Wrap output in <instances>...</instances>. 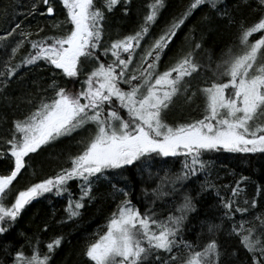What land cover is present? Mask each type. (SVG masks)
<instances>
[{
  "label": "snow or ice",
  "instance_id": "1",
  "mask_svg": "<svg viewBox=\"0 0 264 264\" xmlns=\"http://www.w3.org/2000/svg\"><path fill=\"white\" fill-rule=\"evenodd\" d=\"M38 2L44 5L39 10L41 15L54 14L52 0ZM61 2L66 17L54 21L52 27L58 29L65 25L63 33L35 39H30L31 32L20 33L21 38L11 47V55L0 70V89L6 87L8 79L22 66L37 62L54 66V72L58 70L66 78L84 76L80 80L81 87L75 91L52 81L49 84L52 96L41 97L30 112L12 122L10 138L5 141V147L0 148V158L8 157L14 162L6 174H0V236L10 230L26 205L44 194L67 193V217H79L85 202L96 198L93 195L95 182L104 179L123 199L107 218L103 226L106 230L97 233V238L86 245L84 255L90 264H222L221 246L216 239L222 225L216 218L204 221L201 235L206 233L209 239L202 246L184 240L182 235L190 214L198 210L197 197L214 186L203 181L189 191L184 183L198 179V174L207 169L209 161L204 157L209 153H264V35L250 40L253 34L264 31V0H255V9L260 12L256 22L239 25L237 50L229 47L222 53L223 58L213 69V78H205L196 89L189 81L210 68L195 58L196 50L202 48L199 40L193 37L194 45L165 70L160 71L159 62L193 10L204 4L216 10L220 0H190L158 37L143 46L135 60L134 55L158 18L164 0H152L139 27L111 40L108 46L102 45L105 9L111 12L120 0H101L100 7L96 6L95 0ZM37 11V5L33 4L30 11L20 15H32ZM123 11L127 13L128 8ZM219 14L227 15L226 12ZM19 26L13 21L10 29L0 34V46H7L8 38L16 34ZM41 31L42 28L37 29V33ZM25 43L30 45L29 53L13 66L11 61ZM98 51L105 57L110 54L112 58L105 63L97 55ZM93 62L95 66L87 70ZM198 96L199 118L173 122L166 119L178 100L191 105ZM85 128L90 131L77 142L79 150L76 154L68 156L66 163L69 166L60 167L54 174L30 183L18 190L10 204L4 203L14 180L26 167L29 154ZM177 156L183 157L178 172L169 174L165 169V176L156 182V187L143 190L147 204L143 211L133 204L126 178L112 183L116 176L154 157ZM148 171L151 175V170ZM249 179L241 175L231 187L232 196L227 199L216 192L225 218L231 216L234 219L236 212L243 216L249 207L256 208V198L244 200L249 207H240L239 200H233L246 191ZM72 180L78 181V196L72 195L68 188ZM165 185L170 191L164 190ZM177 185L180 195L173 208L166 216L157 213V200L175 194ZM260 191L257 185V194ZM149 192L153 197L151 200L147 199ZM43 227L46 230L48 224ZM230 227L250 254L248 264H264V213L251 220L241 219ZM62 239V236H56L48 241L44 253L39 251L38 237L34 243L29 239L30 254L24 252L23 245L10 252L13 245L9 242L3 248L8 258L0 259V264H50L51 253ZM181 248L186 255H181ZM161 252L168 254L166 259Z\"/></svg>",
  "mask_w": 264,
  "mask_h": 264
},
{
  "label": "trees",
  "instance_id": "2",
  "mask_svg": "<svg viewBox=\"0 0 264 264\" xmlns=\"http://www.w3.org/2000/svg\"><path fill=\"white\" fill-rule=\"evenodd\" d=\"M151 2L152 0H127L125 3V0H120V3L111 12L105 9L102 45L108 46L111 40L135 31L147 14L148 5ZM189 2L190 0H164V6L160 9L158 18L151 26L148 36L141 41V48L134 55V60L138 58L139 52L143 51V46L158 37L172 18L178 16ZM52 3L55 8L54 14L41 15L39 10H42L44 5L38 0H0V34L10 29L13 21L20 25L16 34L8 38L7 46H0V70H3L4 62L11 55V47L21 38L20 33L31 32L30 39L63 33L65 25L54 29L52 23L56 20H63L66 17V10L61 0H52ZM95 3L98 7L102 6L101 0H95ZM33 4L37 5L36 13L20 15V13L30 11ZM125 7L128 8L127 13L123 11ZM220 12H226L227 15L222 16L219 14ZM259 16L260 12L255 9V0H220L216 10L209 8L207 4L199 6L193 10L165 49L159 62L160 71L173 64L178 56L187 52L194 45L195 40H199L202 43V48L196 50L195 58L201 64L210 65V68L202 70L191 78L189 83L193 89H196L205 82V78H213V69L216 68L217 61L223 58L222 53L226 52L229 47H232L233 51L237 50L239 47V25L241 23L251 25L256 22ZM39 28H42L43 31L37 33ZM260 35H264V31L253 34L250 40L259 38ZM29 49L30 45L25 43L11 61L12 65L14 66L22 60L29 53ZM97 55L105 63L112 58L110 54L105 57L100 51L97 52ZM92 66H95L94 62L89 65L88 69H91ZM82 79H84L83 75L78 79L66 78L58 70L54 72V66H47L43 62L22 66L18 69L13 77L8 79L6 87L0 89V148H4L5 141L10 138L12 122L30 112L41 97L52 96V90L49 88L52 81L55 80L60 86H66L69 90L75 91L81 87L80 80ZM29 100L31 103L28 102ZM198 103H200L199 96L191 105L178 100L173 106L174 109L171 108L168 111L166 119L173 122L199 118L201 113L196 107ZM186 107L191 110L189 114L185 112ZM82 137L84 135L77 131L73 137L60 138L52 145L43 146L32 153L29 161L34 180L52 175L60 167L69 166L66 160L70 154H76L79 150L77 142ZM204 159L209 161L207 169L198 174V179L191 180V183L185 182L184 187L191 191L203 181H207L214 187L197 197L198 210L195 214H190L189 222L182 234L183 239L202 246L209 239L206 233L201 235L202 225L206 219L216 218L222 225L221 231L216 236L221 246L222 264H248L250 254L241 246L238 236L232 233L230 226L241 219L251 220L255 215L264 213V153L217 151L207 154ZM182 160V156L154 157L152 160L145 161L142 165H137L136 168H130L128 172L116 176L112 183H119L126 178L133 204L138 205L143 211L147 206L143 190L156 187V182L165 176V169L169 174L177 173L182 166ZM9 165L13 166V161L10 158H0V174H6ZM22 172L14 180L9 194L26 184L27 178L22 176ZM241 175L250 179L246 184V191L239 198L233 197L234 202L238 199L240 207H249L244 203V200L256 198L257 206L255 209L249 207L248 213L243 216L236 212L234 219L231 216L225 218L223 216L224 209L216 198V192L218 191L220 197L224 199L232 196L231 187L235 186V181ZM77 184L78 181L72 180L68 185L74 196L79 195ZM95 184L93 195L96 198L91 202H85L81 214L76 218L68 219L67 217L65 211L69 198L67 193L63 195L44 194L26 205L10 230L0 236V259L8 258L3 248L9 242L13 245L9 249L10 252H14L20 245H23L24 252L30 254L31 248L28 241L31 239L34 243L35 238L38 237L39 251L44 253L47 251L46 243L48 241L56 236H62L61 244L51 253L50 264H90L89 259L84 255L86 245L97 238V233L102 234L106 230L103 226L107 218L116 208V204L123 199L119 193L113 192L107 180L101 179ZM257 185L261 189L259 194L256 192ZM121 186L124 185L121 184ZM179 187L177 185V192L172 196L157 200L155 205L157 213L164 216L168 214L179 198ZM164 190L170 191L168 185L164 186ZM152 198V194L149 192L147 199L151 200ZM11 199L9 196L7 200H4V203L10 204ZM45 223L48 224L46 230L43 227ZM233 249H235L234 255ZM180 253L186 255L183 248ZM160 255L166 259L168 254L161 252Z\"/></svg>",
  "mask_w": 264,
  "mask_h": 264
},
{
  "label": "rangeland",
  "instance_id": "3",
  "mask_svg": "<svg viewBox=\"0 0 264 264\" xmlns=\"http://www.w3.org/2000/svg\"><path fill=\"white\" fill-rule=\"evenodd\" d=\"M87 70H90V69H87ZM173 108V107H172ZM174 109V108H173ZM190 108H188V107H186L185 108V112H186V114H189L190 113ZM89 131H90V128H85L83 131H79L80 132V134L82 133L83 135H84V137L85 136H87L88 135V133H89ZM76 133V132H75ZM75 133L73 134V136L75 135ZM73 136H71V137H73ZM54 143V142H53ZM53 143H49V144H47V145H44L45 147H47V146H50V145H52ZM43 147V146H42ZM31 155H33V154H29V156L26 158V167L23 169V172H22V176H25L26 178H27V182H26V184H24L23 185V187L22 188H19V189H15L13 192H12V194H8V196L5 198L6 200L9 198V196H11V202L14 200V198H15V194L18 192V190H20V189H23V188H25V187H27L30 183H32V182H36L38 179H35L34 180V177H33V174H31V171H32V167H30V161H29V158H30V156ZM14 163V162H13ZM10 169H8V170H6L7 172L9 171ZM25 172H29L28 173V175H27V173H25Z\"/></svg>",
  "mask_w": 264,
  "mask_h": 264
},
{
  "label": "flooded vegetation",
  "instance_id": "4",
  "mask_svg": "<svg viewBox=\"0 0 264 264\" xmlns=\"http://www.w3.org/2000/svg\"><path fill=\"white\" fill-rule=\"evenodd\" d=\"M10 160H11V159H10ZM11 167H12V166H11V165H9V167L7 168V170H8V169H10Z\"/></svg>",
  "mask_w": 264,
  "mask_h": 264
}]
</instances>
